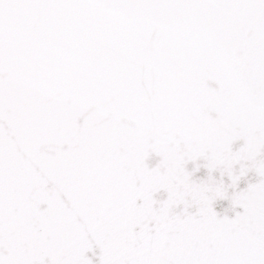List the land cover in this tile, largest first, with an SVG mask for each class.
<instances>
[{
    "label": "water",
    "instance_id": "water-1",
    "mask_svg": "<svg viewBox=\"0 0 264 264\" xmlns=\"http://www.w3.org/2000/svg\"><path fill=\"white\" fill-rule=\"evenodd\" d=\"M0 264H264V0H0Z\"/></svg>",
    "mask_w": 264,
    "mask_h": 264
}]
</instances>
